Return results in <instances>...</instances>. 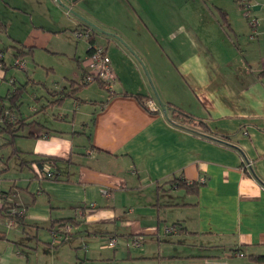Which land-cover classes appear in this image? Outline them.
Returning <instances> with one entry per match:
<instances>
[{"label":"crops","instance_id":"obj_1","mask_svg":"<svg viewBox=\"0 0 264 264\" xmlns=\"http://www.w3.org/2000/svg\"><path fill=\"white\" fill-rule=\"evenodd\" d=\"M252 1L255 32L236 0H0L7 27L0 32V97L26 85L11 111L25 121L15 139L19 153L0 135V240L6 243L0 264H66L67 257L71 264H116L117 254L128 261L140 249L144 255L145 241L161 244L169 236L179 248H166L184 259L199 248L212 254L229 249L231 257L264 255V0ZM78 29L94 34L81 41L86 57L79 81L54 88L25 68L26 82L18 83L16 48H32L23 60L35 62L37 51L51 52L55 41ZM92 44L111 58L110 90L104 88L101 99L82 98L91 83L78 93L80 100L54 103L63 95L55 99L50 91L65 96L84 81ZM53 52L79 56L78 46ZM30 88L37 93L24 114ZM125 94L175 105L208 129L197 120L171 121L168 107L167 115L151 112L146 100L142 105ZM54 109V120L40 121ZM43 157L57 158L43 165L56 179L30 164ZM181 179L199 184L197 193L169 186ZM7 205L11 215L21 214L20 223L10 224ZM66 219L79 225L55 243ZM173 225L177 233L165 235ZM113 237L119 239L114 248L107 244ZM135 237L140 247L131 246ZM16 247L22 248L18 256ZM42 248L46 261L36 255Z\"/></svg>","mask_w":264,"mask_h":264},{"label":"rangeland","instance_id":"obj_2","mask_svg":"<svg viewBox=\"0 0 264 264\" xmlns=\"http://www.w3.org/2000/svg\"><path fill=\"white\" fill-rule=\"evenodd\" d=\"M82 44L83 42L76 40L73 32L72 36L69 35L63 41L60 42L55 41V44L52 45L50 48L51 52L37 51L34 57L35 62L30 58L25 61L26 69L29 71L30 75H32L36 80H42L46 82L48 85L53 86L54 88L56 85L55 83H57V85L60 84V86H66L68 85V80L79 81L84 69L83 60L86 57ZM77 46L79 50V56L81 57L80 63H78L79 56H77L76 60H74L71 59L68 56V54H65L64 52L63 53L53 52V51H62L63 48L73 49L76 48ZM7 58L10 61H12V57H10V55H8ZM15 60L16 59L13 60V67H14L12 68L13 73L15 76L21 78L20 80H18L19 84L25 83L27 79L26 69H21L18 66H16ZM38 64L39 66H37ZM50 67L54 68L55 74L52 71L46 70V68H50ZM38 92L41 93L40 90H38ZM32 93H37V92L34 89L30 88L29 94H25L22 99L23 101L22 111L24 114L30 113L28 109L29 106L33 104V101L31 99ZM102 94L106 95L107 94L106 90L104 88L102 89L101 87H99L98 83L94 82V84H92L91 87L81 96L82 98L85 99H101ZM54 113H58V110L54 109V111L52 112L43 113L41 115L40 121L46 122V121L54 120L52 119L53 118L52 115ZM81 118H83L82 114L80 115V119ZM175 237L176 236H169L166 238V240L162 239L161 244H154V245L151 244L150 241L148 242L145 241L143 245L144 255L140 253V251H143V249H140L138 250V252L137 251L133 252L128 261H123L120 258L119 254H117L116 257L118 261L116 264H255L250 260V257L248 255H246V257H231L230 256L231 250L229 249L223 251L220 250L219 251L220 253L212 254L208 251L203 252V250L199 248L198 251L197 250L194 251L195 254L191 256L189 259H184L183 256H180L174 250L166 248L173 245H176V247L179 248V246H177L178 242ZM153 240L157 242V239H153ZM2 241L3 240H0L1 248L2 246L6 245V243ZM17 248L20 249V252L22 251V248L16 247V249L14 250L15 256H18L19 255L18 253H20ZM86 249H88V247ZM97 250L99 251V253H102L103 255H111V257L114 255L113 249L111 250L101 249L99 247ZM79 252H84L83 248L82 250L80 249ZM43 253H45L43 248L42 250H39L36 253L39 261L41 259H43V261H46V256H44ZM15 260L18 259L15 258ZM55 261L58 260L56 259ZM65 263L71 264V258L67 257Z\"/></svg>","mask_w":264,"mask_h":264},{"label":"trees","instance_id":"obj_3","mask_svg":"<svg viewBox=\"0 0 264 264\" xmlns=\"http://www.w3.org/2000/svg\"><path fill=\"white\" fill-rule=\"evenodd\" d=\"M7 31V27L4 23H2L0 21V32H6ZM93 36L94 34H92L91 39L93 40ZM90 39V40H91ZM32 48H26L25 46H20L19 48H16V53H15V59H25L27 56H32ZM3 66V62L2 65ZM95 83H98L102 88H106L108 90H110L107 87L106 82L100 80L99 78H96ZM93 82V83H94ZM91 83H85L84 81L79 83V86L77 88L72 89L70 92L66 93V95L64 96V94H62L61 92H57V91H50V95L52 97H54L55 99L58 98L60 95H63L62 99H57L54 101V103L58 104L61 103L63 101V99L66 98H75L76 100H80V98L78 97V93L85 87L88 86ZM74 86V85H71ZM26 92V85L21 86L20 88L16 89L13 93H9L6 97H0V135H5L7 138V145L12 146L13 148V153L14 154H18L19 151L16 148L15 145V139L19 136V132L22 130V128L25 125V121L19 119V117L16 118L15 121H10L8 118L4 117V114L6 112V110H9L10 113H12L16 108H19V104H20V99L22 98L23 94ZM118 95L117 93H110V96H115ZM126 96H134L140 103H142V105H144V101L147 98L142 97L141 95H131V94H125ZM6 100L8 101V103L10 104V108H7L5 106ZM166 107H168V109L171 110L172 113V119L169 118L171 121H176L178 123H182V124H192L195 123V121L197 120L196 117H194L193 115H191L190 113L184 111L183 109L175 106V105H166ZM12 111V112H11ZM199 122V125L204 128V129H208L207 125L204 123L203 120H197ZM57 158H53V157H43L42 159L37 160V162H30V164H34L37 163L39 164L40 167L43 168V165L45 163H51L52 165H55V163L57 162ZM24 165L29 164L28 162H24ZM252 173V172H251ZM253 176H255V173H252ZM53 179H56V175L54 176ZM169 186L171 188L173 187H178V188H184L186 189V191L188 193H197L199 184L197 183H190L187 182L183 179L179 180V181H172ZM167 191V190H165ZM11 207L4 206L3 208V212L4 215L6 214V217H10L12 219H15L16 222L20 223L21 222V217L18 215H11L10 211H11ZM73 224L75 226L79 225V222L75 219H66L64 221L61 222L60 224V228L62 230V228L67 225V224ZM173 227L177 228V225H173ZM179 231V229H178ZM2 234V233H0ZM67 236V235H66ZM4 237V234L2 235V238ZM244 255V254H243ZM250 260L254 263H258V264H264V255H253V256H249Z\"/></svg>","mask_w":264,"mask_h":264},{"label":"built area","instance_id":"obj_4","mask_svg":"<svg viewBox=\"0 0 264 264\" xmlns=\"http://www.w3.org/2000/svg\"><path fill=\"white\" fill-rule=\"evenodd\" d=\"M242 7V9L245 12V16L247 17L249 24L253 28V31L255 32L258 25V18L256 15H254L253 12V1L252 0H236ZM92 30L90 29H78L74 32V36L77 41H83V40H90L92 37ZM3 58V54L0 53V66H1V60ZM111 58L107 53V50L104 47L98 46V45H91L90 46V54L88 58V69L87 74L85 75L84 82L85 83H93L96 78H99L100 80L106 82L107 87L110 88L111 85L115 82V76L112 71L111 67ZM15 65L18 66L21 69H25V61L23 59H16ZM146 108L151 112H164L161 106L156 104L154 100H146L145 101ZM4 117L8 118L10 121H15L16 117L12 115L9 111H6L4 114ZM93 151L89 150L88 154H92ZM48 166V165H47ZM42 168L43 174L49 178L53 179L55 174L52 170L46 168ZM247 168L250 169V165H247ZM201 182H204V179L201 180ZM19 214L18 216H20ZM14 220H10V224H13ZM74 231V225L69 223L65 225L61 233L55 234V243H60L63 241V239L66 237V235L71 234ZM163 233L165 235H172L177 233V229L175 227H169L166 226L164 228ZM131 246L133 247H140L141 246V240L139 237H135L131 240ZM107 244L109 247H116L119 245V239L116 237L110 238L107 241ZM239 256H244L243 254H238Z\"/></svg>","mask_w":264,"mask_h":264},{"label":"water","instance_id":"obj_5","mask_svg":"<svg viewBox=\"0 0 264 264\" xmlns=\"http://www.w3.org/2000/svg\"><path fill=\"white\" fill-rule=\"evenodd\" d=\"M69 10V9H68ZM74 13V12H73ZM76 14V13H75ZM88 24H90L93 28H95V29H97V30H99V31H101V32H103L102 30H100V29H98L95 25H93L92 23H90V22H88L87 20H85ZM124 43V42H123ZM130 49V48H129ZM143 67H144V69H145V71H146V74H147V76L149 77V74H148V72H147V70H146V68H145V66L143 65ZM160 105H161V108L163 109V111H164V113L167 115V110H166V106L163 104V103H160Z\"/></svg>","mask_w":264,"mask_h":264}]
</instances>
